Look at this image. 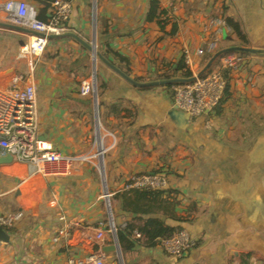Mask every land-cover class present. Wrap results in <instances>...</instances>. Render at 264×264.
Returning <instances> with one entry per match:
<instances>
[{
	"label": "crops",
	"instance_id": "crops-1",
	"mask_svg": "<svg viewBox=\"0 0 264 264\" xmlns=\"http://www.w3.org/2000/svg\"><path fill=\"white\" fill-rule=\"evenodd\" d=\"M149 1L95 0L91 15L87 0H67L72 13L62 34H75L86 44L95 42L96 51L109 42L111 49L129 60V78L143 79L140 83L163 80L159 75L182 57L196 75L210 58L197 54L204 48L203 28L210 18L230 19L239 26L245 44L230 34L233 46L264 50V0H158L167 13L164 33L158 21H145ZM16 2L28 4L36 13L43 8L38 0H0V22L8 12L6 5ZM47 14L48 10L46 18ZM172 24L176 31L169 35ZM11 32L0 28V89L10 88L14 79L26 73L10 69L12 60L19 65L25 61L21 51L15 59L8 56L2 39ZM67 39L71 38L49 40V47ZM230 44L224 40L220 50ZM235 55L240 57V68L224 72L226 87L220 103L211 116L198 118L172 104L171 90L138 89L103 64L95 66L98 78L107 85L97 101L105 106L103 121L97 104L99 126L109 134L103 138V172L96 159L78 163L68 176L40 179V193L26 199L12 192L21 179L7 181L13 179V169L17 174L29 169L14 162L0 166V213L23 211L21 220L4 230L9 242H0V264H65L69 256L97 252L107 255L105 264H240L245 255L264 260V59ZM58 57L59 53L46 54L43 64L37 65L39 140L63 155L91 154L96 121L89 85L80 88L72 68H44L45 62L54 64ZM157 170L166 177V189L178 193V215L187 216L194 205L190 222L181 227L197 240L196 247L179 260L160 247L137 248L121 257L105 252L114 241L108 233L104 188L113 196L124 191L131 176ZM53 200L57 206L47 209ZM112 207L116 223L122 225L127 216L119 211V203ZM61 215L82 226L67 245L52 242ZM97 232L102 233L99 240Z\"/></svg>",
	"mask_w": 264,
	"mask_h": 264
},
{
	"label": "built area",
	"instance_id": "built-area-1",
	"mask_svg": "<svg viewBox=\"0 0 264 264\" xmlns=\"http://www.w3.org/2000/svg\"><path fill=\"white\" fill-rule=\"evenodd\" d=\"M15 6H25L18 3H9L6 10L13 12ZM32 11V18L29 24L24 23L22 16L15 15L28 30L39 33L44 37H31V43L23 49L24 55L38 57L44 51L49 40L48 36L60 35L64 24L71 13V6L64 0H53L47 14V20L40 22ZM203 32L206 36L204 48L197 51L198 56L211 57L220 50V44L224 38L231 34L230 25L222 17L210 18ZM240 57L229 54L222 57L217 67L195 82L187 85H176L171 89L172 104L181 112L191 118L211 116L221 101L222 94L226 87L224 72H236L240 68ZM264 95V89L262 90ZM210 126V121H207ZM104 154L101 152L102 156ZM11 156L14 163L24 165L29 169L28 176L19 181L12 190L18 196L26 199L39 194L38 181L43 178L65 177L71 174L78 163H90L96 156L91 154L67 156L53 151L39 140L38 111L36 98V84L33 70L28 75L14 79L10 88L0 89V158ZM102 160V158H100ZM103 172V165H100ZM166 178L159 174L134 175L128 180L125 191L130 189L152 188L164 189ZM112 195L104 188L102 199L105 202L108 212V233L112 236L115 244V226L111 214L110 199ZM56 201L49 202L47 209H54ZM23 212V211H22ZM21 211H9L0 213V228L10 229L17 224L23 214ZM58 228L54 244H68L72 235L81 226L79 222L69 219L65 215L58 218ZM125 227L124 224L121 225ZM101 232H97L99 240ZM197 240L185 229L175 232L169 239L161 243L160 248L170 258L179 260L190 250L196 247ZM2 244L0 243V246ZM107 255L104 252H97L87 257L69 256L65 264H105Z\"/></svg>",
	"mask_w": 264,
	"mask_h": 264
},
{
	"label": "trees",
	"instance_id": "trees-1",
	"mask_svg": "<svg viewBox=\"0 0 264 264\" xmlns=\"http://www.w3.org/2000/svg\"><path fill=\"white\" fill-rule=\"evenodd\" d=\"M38 1L42 4L43 8L36 13V19L40 22H45L47 20V10L53 0ZM145 21L147 23L158 21L157 25L159 29L161 32H165L168 23L167 13L160 9L158 0L149 1ZM227 23L232 28L233 36L245 44L239 26L230 19H227ZM171 26L169 35H173L176 31L174 24ZM107 34L101 33V36H106ZM66 41L71 42L73 45L76 44L71 39H67ZM54 42L51 41V43ZM231 42L233 41L229 39L228 44ZM108 44L109 42H106L104 45H99L97 52L123 74L130 77L131 65L129 60L123 58L118 52L111 49ZM230 45L233 46L235 44L231 43ZM79 47L81 52H86L84 48ZM49 58H52V55ZM192 76L193 73L187 67L184 57H182L173 68L168 66L167 71L159 75L158 78L163 80L176 78L187 79ZM96 80V96L97 101H99L107 91V85L101 82L98 76H96ZM136 81H143V79L136 78ZM165 88L171 90L173 86H166ZM97 104L99 119L102 120V111H104L105 106L99 102ZM155 174H163V172L157 170ZM114 203H119V211L128 218L123 223L125 225L124 228L121 227V224L116 223V214L112 207ZM179 205L178 193L170 189L134 188L114 194L110 199V208L115 226V239L121 255L131 253L137 248L149 250L160 247L163 241L169 239L175 232L182 229V224L190 222L189 218L194 210V205L188 208L187 216L185 217L177 214ZM240 264H264V260L254 261L251 255H245L241 257Z\"/></svg>",
	"mask_w": 264,
	"mask_h": 264
},
{
	"label": "rangeland",
	"instance_id": "rangeland-1",
	"mask_svg": "<svg viewBox=\"0 0 264 264\" xmlns=\"http://www.w3.org/2000/svg\"><path fill=\"white\" fill-rule=\"evenodd\" d=\"M89 2L90 5H92V9L90 10L91 12V15H92V12H93V9L95 8V0H87ZM18 4H21V5H25L27 7H29L30 9L33 10V12L35 13V16H36V11L31 7V6H28V4H23L21 2H16ZM71 13H72V10H71ZM71 13L69 14V17L71 15ZM69 19V18H68ZM19 19L15 17V14L11 11H8L6 14H5V18L2 19V22L0 23H3V24H9V25H14V26H19V27H22V24L19 23ZM89 21V18L88 20ZM91 21H92V18H91ZM88 26L90 28L91 24L88 23ZM25 28V27H23ZM231 28V27H230ZM70 30V29H69ZM70 32V31H69ZM2 34V33H0ZM90 34V33H89ZM89 34H86V36L90 39V35ZM231 34H232V28H231ZM4 36H7V37H3V42H5L6 46H7V49H8V56H10L11 58H14L15 57L17 58V56L19 55V51H21V56H25V61H24V64H21L19 65L15 60L11 62L10 64V69L13 68L15 69V72L16 74H18L19 72L23 75H20V76H26L28 75V72L29 70H33V74H34V77H36V71H37V65L39 63H42V60L44 58V56H46V54H49V53H59V57L53 61L54 64L49 61L45 62L47 64H44L45 67L44 68H47L48 69V66L49 65H53L56 67V65L58 66V68H62V69H73V72H74V76H76V78L74 79L76 82H79V85H80V88H81V85H89V92H88V96L90 97L91 96V99L93 98V94H96V90H97V80H96V70H95V77L93 76V70L91 68V62H92V57H90V55L88 53H85V52H81L80 48L77 46V45H72L71 42L68 43L69 41L66 42H62L58 45H55L52 46L51 48L49 47V42L47 43L44 51L42 52V54L38 57H30V56H26V54L24 55L23 53V49L28 47L31 43V37L30 36H25V35H21L19 33H9V34H4ZM50 48V49H49ZM88 52V51H87ZM78 59V62H76ZM217 63L218 61L216 62V64L214 65L217 66ZM73 64V65H72ZM99 64V65H98ZM50 67V69L53 68ZM74 66V67H73ZM96 68L97 66H99L98 68H100V62L97 61L96 64H95ZM48 70V71H51V70ZM61 69V70H62ZM46 72L44 70V75H42V77H45L46 75ZM40 77V78H42ZM2 79H4V76L2 77ZM40 81V79H39ZM93 104H94V100H93ZM215 111V110H214ZM214 113V112H213ZM96 133H95V130L93 132V148L91 149L90 153L93 154L95 157V159L97 160L98 162V165L100 167V165H103V162L100 158H103V155H101V152H103L104 150V137L105 136H109V134H107L106 132H104L102 129H101V126H99V124H96ZM106 140V139H105ZM106 150H104L105 152ZM94 159V161H95ZM13 173L15 174L13 179H8L7 182H18L20 179L24 180L27 176H28V172L26 173V171H22L21 173L17 174V169H13ZM159 175H163L165 177L164 174H159ZM166 178V177H165ZM166 189V187L164 188Z\"/></svg>",
	"mask_w": 264,
	"mask_h": 264
},
{
	"label": "water",
	"instance_id": "water-1",
	"mask_svg": "<svg viewBox=\"0 0 264 264\" xmlns=\"http://www.w3.org/2000/svg\"><path fill=\"white\" fill-rule=\"evenodd\" d=\"M0 28H3L5 30L13 31L20 33L22 35H27L30 37H44L43 35L33 32L31 30H28L23 27L9 25V24H2L0 23ZM65 38H71L75 40L79 45H81L86 51H88L91 54L92 62L94 66L93 76L95 77V64L97 61H99L101 64H103L105 67H107L109 70H111L113 73H115L117 76H119L122 80H124L127 84L138 88V89H150V88H156V87H166V86H176V85H187L195 82L197 79H200L204 77L216 64L217 61H219L223 56L227 54H239V55H246V56H252L256 58H263L264 59V50L260 49H253V48H247V47H237L232 46L229 48L221 49L214 53L206 62V64L203 66V68L194 76L191 78H176V79H169V80H160V81H153V82H146V83H140L137 81L132 80L131 78L127 77L125 74H123L120 70H118L116 67H114L112 64H110L107 60H105L97 51L95 42H92L91 44H86L81 39H79L75 34L72 33H64L60 35H52L48 36V40L53 39H65ZM224 40H229L228 37H225ZM93 100H94V106H95V121L96 124H99L98 122V115H97V96L96 94H93ZM13 163V159L11 156H7L4 158H0V166L3 165H10ZM0 242L8 243L9 237L7 236L6 232L0 228ZM105 252H112L117 253L119 257H121L120 250L118 248V245L114 243L113 246L105 250Z\"/></svg>",
	"mask_w": 264,
	"mask_h": 264
},
{
	"label": "bare ground",
	"instance_id": "bare-ground-1",
	"mask_svg": "<svg viewBox=\"0 0 264 264\" xmlns=\"http://www.w3.org/2000/svg\"><path fill=\"white\" fill-rule=\"evenodd\" d=\"M13 13L17 16H22V19L24 20V23L29 24L31 22V18H32V11L29 7L27 6H15V8H13Z\"/></svg>",
	"mask_w": 264,
	"mask_h": 264
}]
</instances>
